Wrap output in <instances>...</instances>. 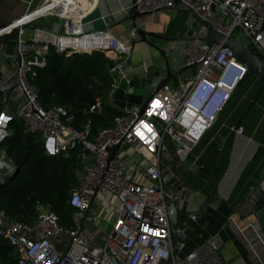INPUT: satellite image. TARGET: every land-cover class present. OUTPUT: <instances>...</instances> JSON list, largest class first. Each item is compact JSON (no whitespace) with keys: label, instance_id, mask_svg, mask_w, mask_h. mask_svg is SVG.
Masks as SVG:
<instances>
[{"label":"built area","instance_id":"built-area-1","mask_svg":"<svg viewBox=\"0 0 264 264\" xmlns=\"http://www.w3.org/2000/svg\"><path fill=\"white\" fill-rule=\"evenodd\" d=\"M135 1L140 12L173 5V0ZM183 1L216 30L229 36L246 35L247 44L264 58V0ZM52 2H56L55 7L41 12ZM131 4L109 16H123ZM94 5L97 6V0H89L85 9L76 0L68 4L64 0H49L19 20L29 24L50 13L61 19L63 32L36 44L23 38L20 31L22 62L16 70L24 103L16 114L0 110V116L6 118L0 120V182L6 181L18 166L4 147V141L12 134L10 124L16 118L25 122L28 132L41 136L49 156L69 155L70 151L80 149L82 171L77 175V184L70 189L69 202L75 209L72 225L61 224L57 213L45 205H37L38 215L32 223L10 218L0 211V237L16 247L15 264H227L215 238H208L184 253L183 232L179 230L183 241L174 244L171 229L177 218L176 203L182 208L186 202L179 164L188 160L215 125L244 80L246 66L230 48L207 42V28L197 24L189 41L176 43L172 48L178 58L177 61L175 57V68L188 67L192 69L191 75L178 85L171 82L157 92L142 116L139 107L124 108L112 125L100 128L92 136L91 121L84 128L77 127V114L68 107L57 104L45 109L32 79L37 75L36 68L45 66L53 51L57 54L101 51L112 54L110 95L119 90L125 95L134 91V77L128 76L127 65L139 36L137 28L131 26L127 40L123 41L107 22L101 29L90 27L86 17ZM146 25V21L139 24L142 28ZM33 54L41 59H33ZM110 98L113 104L114 99ZM104 105L103 97L96 95L85 112L102 114ZM232 130L243 132L242 127L233 126ZM118 143L120 147L110 159V148ZM106 195L109 199L101 200ZM92 202L93 217H88L86 227L81 228L80 221ZM96 218L108 222L110 231L98 227ZM243 221L254 229L250 242L264 243L258 222ZM67 242L70 246L64 252Z\"/></svg>","mask_w":264,"mask_h":264},{"label":"crops","instance_id":"crops-1","mask_svg":"<svg viewBox=\"0 0 264 264\" xmlns=\"http://www.w3.org/2000/svg\"><path fill=\"white\" fill-rule=\"evenodd\" d=\"M46 1L49 0H3L0 5V18L9 22L19 21L29 11L43 5ZM131 2L132 0H97V6L94 5L89 8L86 19L95 13H99L100 16L97 14L96 18L86 22L91 23L89 26L94 28L95 20L100 18L105 22V25L106 22L114 25V22L120 20L123 16L116 14L111 17L109 13L119 11L122 6ZM55 4V2L50 3L41 12L55 7ZM88 4L89 0H81L83 9ZM105 16L107 17L104 20L103 17ZM180 19V24H170L174 20ZM143 21L147 22L144 27L146 29L180 37H186L188 32L196 26L194 19L188 13L177 11L159 12L147 19H139L138 24ZM38 22L39 20H36L30 22V24L34 25ZM130 28L131 22H127L125 25H116L111 30L121 40L126 41L127 31ZM22 36L36 44L50 41L54 37V35L46 34L41 29H32L31 27L22 30ZM17 37L18 32L15 29L0 35V82L11 77L16 71L15 50L18 44ZM176 43L183 42L166 43L163 47L166 48L167 52H174L172 48ZM91 53L86 52L84 54ZM175 57L178 61L174 52L173 61H175ZM32 58L41 59L36 54H33ZM130 59L134 66L152 62L155 66H158L163 62L160 53L155 48L139 41V36ZM191 73L189 68L186 69L178 75V79L172 84L176 86L181 81H185ZM133 77L132 87L139 86L141 88L145 82L141 81L136 74ZM95 80L98 81L97 78ZM258 83L256 77H250L238 86L227 106L219 115L215 125L193 150L188 160L183 164H179L180 176L185 181L183 199L186 200L181 209L197 210L202 201L211 194L218 181H220V194L232 204L241 203L244 200L245 193L256 183L260 171L264 167V94L261 100L244 117L241 126L243 132L236 133L232 130V127L237 125L240 116L253 100L259 87ZM102 92L104 100L108 98V95L114 99V105L111 98L105 104L112 105L120 110L127 107H139L143 100L142 91L135 90V88L129 95H125L123 90H119L115 92L114 96H111L110 88H104ZM23 103L24 95L17 89L12 93L9 103L4 104V110L16 114ZM98 130L95 132H98ZM219 171H223V174H220ZM245 207L246 205L240 209L242 213L248 212L247 207ZM252 218L253 216L249 219L252 220ZM182 221L191 228V231L181 228L184 234V253L192 251L208 238H215L221 246V253L227 264H264V243L260 240L257 243H251L249 237L255 235L254 229L248 227L241 218L233 214L223 202L212 203L204 215L196 218L183 215ZM176 222L177 218L173 221V225ZM258 226H260L259 223ZM257 229L261 228L257 227Z\"/></svg>","mask_w":264,"mask_h":264},{"label":"trees","instance_id":"trees-1","mask_svg":"<svg viewBox=\"0 0 264 264\" xmlns=\"http://www.w3.org/2000/svg\"><path fill=\"white\" fill-rule=\"evenodd\" d=\"M106 54L110 53L93 51L83 55L53 51L48 63L36 68L37 75L32 79L45 109L57 104L68 107L77 114L75 125L79 128H84L90 119L92 136L99 128L112 125L114 118L123 113L108 104L104 105L103 114L85 112L96 95L103 97L102 90L111 89L112 60ZM4 108L0 102V110ZM10 129L12 134L4 141V147L20 171L0 187V211L10 218L32 223L38 215L37 205H45L57 213L61 224L72 225L75 209L69 202L70 189L77 184V172L82 170L80 149L70 151L69 155L49 156L41 136L28 132L22 119L12 121ZM17 259L16 247L0 237V264H15Z\"/></svg>","mask_w":264,"mask_h":264},{"label":"water","instance_id":"water-1","mask_svg":"<svg viewBox=\"0 0 264 264\" xmlns=\"http://www.w3.org/2000/svg\"><path fill=\"white\" fill-rule=\"evenodd\" d=\"M2 1L3 0H0V5ZM166 11H174V12L177 11V12L188 13L194 19L196 25L201 24L207 28L208 32L205 38L207 42L219 44L223 47H228L233 51L237 59L241 63H243L247 68L245 78L239 85H241L245 80H247L250 77H256L258 79L259 87L257 89V92L253 100L244 110V112L239 118V121L237 122L236 128L241 127L243 123V119L246 116V114L251 110L252 107H254L261 100V97L264 94V58L257 50L253 49L250 45L240 42L236 38V36L234 35L229 36L216 30L209 20L203 19L193 7L185 3L183 0H173V5L170 7H163L154 11H146V12H140L136 4V1L132 0L130 9L123 15V17L120 20L115 21L114 25H110V28H112L116 25H122L124 23L131 22V26L137 28L139 34V41L147 44L152 48H155L163 57V62L158 66H155L153 62L142 63L139 66H134L132 64L131 59L128 60V65H127L128 76L131 77L133 76V74H136V76L141 81L145 82L141 88L142 89L141 95L143 100L141 105L139 106V114L141 116L144 114L149 102L154 98L157 92H159L162 88L170 84L176 76L182 74L186 69H188V67H182L177 70H174L175 64L174 61L172 60V57L174 56V52L172 51L167 52L166 48L163 47V45L171 42L189 41L191 38L192 30L195 26L192 28V30L188 32V35L186 37H180V36H170L160 31L142 28L138 24L139 19H147L154 14H157L159 12H166ZM27 27H31L32 29H41L42 31H44L46 34L49 35H58V34H62L63 32V25L61 19L58 16H54L50 13L42 16L39 19V22L34 25H31L30 23L22 24L21 21L9 22L0 18V35H2L1 32L9 30L10 28L15 29L18 32L17 41L19 39L20 31L24 30ZM15 60L17 63V68H19L22 62V55L18 44L15 50ZM113 66H114L113 64H109V69L113 68ZM195 66L196 65H193L191 67H195ZM20 87H21V83L19 78V71L17 69L11 77L0 82V102H2L5 105L8 104L12 93ZM120 144L121 143H118L113 148H110V159L114 157L115 153L120 147ZM19 171H20V167L17 166L15 172L12 175H10L6 181L0 182V187L7 184L12 179H14L19 173ZM219 172L220 174H223V171H219ZM263 183H264V167L261 169L260 174L256 180V183L248 189V191L244 195V200L239 204L230 203L225 197H223L220 194L219 192L220 181H218L215 184L214 189L211 191V194L202 201L200 207L197 210H187V209L183 210L179 206V203H176L177 222L175 223V225L172 226L171 229V233L174 239V244L177 241H183L179 233V230L181 228L191 231L189 225L185 224L182 221V216L183 215L196 216V217L202 216L207 212L209 205L217 201L223 202L227 207H229V209L232 211L233 214H236L242 220H250L253 222L255 221L258 222L261 227V231L264 233ZM92 205L93 202L90 204L89 208L84 212V217L80 221L81 228L86 227L85 220L88 217H93V213L91 212ZM245 205L247 207L248 212L242 213L240 209ZM252 216H253L252 220L249 219ZM97 240L100 244H103V241L101 239L98 238ZM69 246H70V242H67L64 247V252L68 250Z\"/></svg>","mask_w":264,"mask_h":264},{"label":"rangeland","instance_id":"rangeland-1","mask_svg":"<svg viewBox=\"0 0 264 264\" xmlns=\"http://www.w3.org/2000/svg\"><path fill=\"white\" fill-rule=\"evenodd\" d=\"M97 14H98V16H100V14L99 13H95V14H92V15H90L87 19H86V21H90V20H92L93 18H96V16H97ZM191 17V16H190ZM192 18V17H191ZM193 19V18H192ZM180 24L181 23V19L180 20H174L173 22H171L170 24L171 25H174V24ZM177 24V25H178ZM122 25H125V23L124 24H122ZM103 27H105V22L103 21V20H101L100 18H98L97 20H95V22H94V29H101V28H103ZM236 38L240 41V42H242V43H244V44H247V43H249V38L246 36V35H244V34H237L236 35ZM111 53L110 54H107V56L109 57V58H111ZM189 72H192V69H189ZM176 79H178V76H176L175 77V79H173L172 80V82H173V84H174V82H175V80ZM139 87V86H138ZM137 86H134L133 88H135V90L136 89H139L140 90V92L142 91V86H141V88L139 87L138 88ZM109 98V99H108ZM108 98L106 99V100H104V102H106L107 100L109 101L110 100V97H109V95H108ZM135 157H137V155H135ZM81 169L77 172V175H79V174H81ZM101 198V200H104V201H107L108 199H109V195H106V196H104V197H100ZM114 203H115V206H119V203L117 202V201H114ZM98 207V205L95 207V208H97ZM99 215H100V213H99ZM105 216H107V212L105 213ZM99 219L98 218H96V221H95V223L96 224H98V227L100 226L101 228H104V230H106V231H110V224L108 223V222H102V221H100V223H99Z\"/></svg>","mask_w":264,"mask_h":264},{"label":"bare ground","instance_id":"bare-ground-1","mask_svg":"<svg viewBox=\"0 0 264 264\" xmlns=\"http://www.w3.org/2000/svg\"><path fill=\"white\" fill-rule=\"evenodd\" d=\"M73 0H64V3L65 4H68V3H70V2H72ZM78 3H80V5H81V0H76ZM56 3V2H55ZM56 5V4H55ZM54 5V6H55ZM52 7V6H51ZM85 9V8H84Z\"/></svg>","mask_w":264,"mask_h":264},{"label":"snow or ice","instance_id":"snow-or-ice-1","mask_svg":"<svg viewBox=\"0 0 264 264\" xmlns=\"http://www.w3.org/2000/svg\"><path fill=\"white\" fill-rule=\"evenodd\" d=\"M4 119H6L5 117H3V116H0V120H4Z\"/></svg>","mask_w":264,"mask_h":264}]
</instances>
